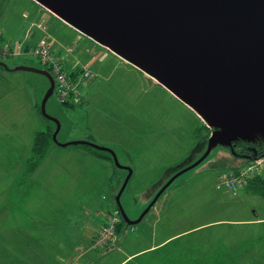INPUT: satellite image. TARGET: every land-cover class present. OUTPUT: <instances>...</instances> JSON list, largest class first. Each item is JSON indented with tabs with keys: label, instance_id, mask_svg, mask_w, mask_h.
<instances>
[{
	"label": "rangeland",
	"instance_id": "obj_1",
	"mask_svg": "<svg viewBox=\"0 0 264 264\" xmlns=\"http://www.w3.org/2000/svg\"><path fill=\"white\" fill-rule=\"evenodd\" d=\"M36 14L43 19L33 27L42 34L30 44L35 31L26 29ZM41 39L51 43L57 58L71 64L65 63V69L97 74L95 79L92 72L94 85L90 81L81 88V103L63 105L54 89L47 99L46 115L59 124L56 143L86 142L109 149L120 167L113 159L95 156L92 148L55 144L38 169L26 174L34 134L48 127L56 130L41 115L51 88L48 75L53 76L27 54L26 46ZM121 61L33 1L0 0V264H115L118 258L108 250L110 245L94 250L91 244L104 215L108 220L119 213L116 198L129 174L123 168L132 173L119 204L134 221L171 177L205 154L207 124ZM239 141L264 147V123ZM244 157L249 156L236 157L215 145L157 199L153 206L166 209L157 222L158 238L177 235L160 251L166 264H213L219 257L224 261L218 264H264V198L244 189L234 194L215 188L218 176L243 166ZM153 215L144 217L153 220ZM149 242L144 237L142 245ZM146 259L148 255L137 261Z\"/></svg>",
	"mask_w": 264,
	"mask_h": 264
},
{
	"label": "water",
	"instance_id": "obj_2",
	"mask_svg": "<svg viewBox=\"0 0 264 264\" xmlns=\"http://www.w3.org/2000/svg\"><path fill=\"white\" fill-rule=\"evenodd\" d=\"M55 18L154 80L212 130L205 154L162 187L137 220L119 204L131 171L116 198L124 222L134 226L183 173L197 167L215 145L231 149L264 123V0H31ZM28 70V69H17ZM32 70V69H31ZM36 71V70H35ZM48 75L43 71H36ZM52 135L57 144L59 124ZM252 157H244L252 160Z\"/></svg>",
	"mask_w": 264,
	"mask_h": 264
},
{
	"label": "built area",
	"instance_id": "obj_3",
	"mask_svg": "<svg viewBox=\"0 0 264 264\" xmlns=\"http://www.w3.org/2000/svg\"><path fill=\"white\" fill-rule=\"evenodd\" d=\"M27 49L29 56L37 59L42 66L47 67L51 72L54 79L55 95L59 101L63 105L67 103L79 104L82 101L81 88L93 80V73L89 69L83 68L73 78L72 72L65 69L64 62L53 54L52 45L46 39L39 40L34 47L29 46ZM253 179L264 181V155H256L252 160H247L243 166L231 170L227 174L219 175L215 188L226 189L236 194ZM120 221L118 212L111 215L93 239L91 248L95 250L110 245L115 240V233Z\"/></svg>",
	"mask_w": 264,
	"mask_h": 264
},
{
	"label": "crops",
	"instance_id": "obj_4",
	"mask_svg": "<svg viewBox=\"0 0 264 264\" xmlns=\"http://www.w3.org/2000/svg\"><path fill=\"white\" fill-rule=\"evenodd\" d=\"M38 18L39 19H43L42 16L39 15V14L34 15V17L32 18L33 20H31V22L29 24V27L26 29V30L33 29V31H35L32 39L30 41H28V42H31L30 44L35 43L37 41V39L39 37H41V34H42L39 31H37L36 28L34 29V27H33L34 24L39 21ZM47 31L49 32L48 29H47ZM49 35H51V34L49 33ZM26 47H29V45L26 46ZM60 52L57 51V54H60ZM119 60H121V59H119ZM93 61L92 60L89 61L87 64L84 65V67L87 66L89 68L90 65L93 63ZM121 62H124V61L122 60ZM65 63H66V65H71L67 61ZM65 63H64V65H65ZM124 64L130 66L133 71H135L137 73L140 72L138 69L134 68L133 66L129 65L128 63L124 62ZM75 69H77V68H71V69L67 68L66 70L69 71V72H73ZM79 70H81V69H79ZM92 72L95 74L94 78L96 79L97 74L94 71H92ZM139 74H141V76H143V78H145L146 80H152L151 78H149L148 76H146L145 74H143L141 72ZM95 79H93L90 82L91 85H94L93 81ZM152 81L154 83H156L154 80H152ZM156 84H158V83H156ZM170 191H172V190H170ZM172 192L175 193L173 195H176V191H172ZM174 202H175V200H174ZM152 208L149 210V212L150 213L154 212V215H153L154 219L153 220H152V218H150L149 220H146L145 217H144V219L141 222H139L138 224L135 225V226H140L139 228L134 227L133 230L132 229L128 230L126 227L120 226L117 229L115 240L108 247L109 248L108 250H112L113 249V251H112L113 256H117V258H118V260H117V262L115 264H166L164 262V260H163L164 259V255L160 254V251L163 250V248L166 247L165 245L167 244V242L169 240L175 238L177 235L171 236V237H163L162 239L158 238L159 233H158L157 224L161 221L160 218L162 216V215H160V212H162V214L165 215L166 209L164 208V206L162 207V209H163L162 211H161V208H159V209H156V207H154L153 209ZM104 217H105L104 218L105 222H102L96 228V230H95V232L93 234H96V232L101 227H103L106 224L107 217H108L107 214H105ZM153 221H155V223H153ZM127 230H128V232L130 231V235L129 236L126 235L128 233ZM133 233H134V235H133ZM129 237H131V239L127 240V238H129ZM144 237H148L149 238V241H150L149 243L150 244L148 246H143L142 245ZM135 245H136V247L131 248L132 246H135ZM108 255H109V253L107 254V256ZM147 255L149 256V259H150V257L152 258V260L154 261L153 263H150L151 261L149 259L148 260L146 259L147 261H144V262L137 261L140 257L147 256ZM84 256H86V255H84ZM84 256H82V257H84ZM205 256L207 257L206 253H205ZM205 256H204V259L206 258ZM103 258H105V255H103ZM217 259L218 260H216L213 264H218V261H220V259H222L224 261V258H220L219 257ZM223 261L221 262L222 264H224ZM93 263H95V262H93ZM93 263H89L88 262V264H93ZM80 264H82V263L80 262ZM193 264H200V262L199 263L198 262L197 263H193ZM208 264H211V263H208Z\"/></svg>",
	"mask_w": 264,
	"mask_h": 264
},
{
	"label": "trees",
	"instance_id": "obj_5",
	"mask_svg": "<svg viewBox=\"0 0 264 264\" xmlns=\"http://www.w3.org/2000/svg\"><path fill=\"white\" fill-rule=\"evenodd\" d=\"M41 67H43L45 70L49 71V69L47 67L42 66V65H41ZM79 73H80V70L79 69H75L71 73V76L74 78ZM64 105H66L68 107H72L73 106V104H68V103L64 104ZM46 121H48V120H46ZM211 132H212V130L209 129L208 130V134L206 135L207 139L209 138ZM52 133H53L52 128L48 127L46 130L39 131V132L34 134L32 145H31V149H30V157H29V159L27 160V163H26V174L28 176L30 174L34 173L38 169L40 164L46 158L51 146L55 145V143L52 140ZM83 146L88 148V146H85V145H83ZM232 147H233L232 150L235 153L251 154V155H253V153H256L257 156L264 155V147L260 148L258 146L255 147L254 145L253 146L252 145L249 146V145H246V144H242L240 141H238L237 143L233 144ZM248 147H252V149L253 148L254 149L248 151V149H249ZM89 148H91V147H89ZM93 154L95 156H97L98 158H104V159L112 161V157L108 153L100 152V151L96 150ZM221 164H222L221 162L219 164H215V165L212 166V168H218L219 166H221ZM235 169L236 168L231 169V170H235ZM244 190L247 193H250V194H253V195H257V196H260V197L264 198V181L261 180V179H253V180L249 181L245 185ZM120 220L121 221H120V224L117 226V229L120 226H122V224L124 222L121 217H120Z\"/></svg>",
	"mask_w": 264,
	"mask_h": 264
},
{
	"label": "flooded vegetation",
	"instance_id": "obj_6",
	"mask_svg": "<svg viewBox=\"0 0 264 264\" xmlns=\"http://www.w3.org/2000/svg\"><path fill=\"white\" fill-rule=\"evenodd\" d=\"M248 148H249L248 151L254 149V148L252 149V147H248ZM233 153L235 154L236 157L243 156V155L251 156V154H239V153H235V152H233ZM254 154H256V153H253V155ZM245 161H247V160H245Z\"/></svg>",
	"mask_w": 264,
	"mask_h": 264
}]
</instances>
